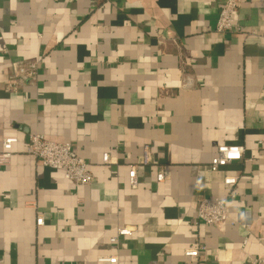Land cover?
Listing matches in <instances>:
<instances>
[{"label":"crops","instance_id":"crops-1","mask_svg":"<svg viewBox=\"0 0 264 264\" xmlns=\"http://www.w3.org/2000/svg\"><path fill=\"white\" fill-rule=\"evenodd\" d=\"M225 1L0 0V153L18 140L0 162V264L264 256V0H240L222 34ZM33 134L72 145L93 183L43 167L28 152ZM221 145L244 146L246 160L212 172ZM226 176L239 177L230 220L198 223L203 199L228 196ZM244 211L250 230L233 224ZM123 227L133 236L113 242Z\"/></svg>","mask_w":264,"mask_h":264},{"label":"built area","instance_id":"built-area-1","mask_svg":"<svg viewBox=\"0 0 264 264\" xmlns=\"http://www.w3.org/2000/svg\"><path fill=\"white\" fill-rule=\"evenodd\" d=\"M240 0H226L216 25L218 33H229L235 27V15L239 7ZM32 75V74H31ZM18 142L15 137H8L3 141V151L0 153V162L4 165L9 164L12 149ZM28 152L34 156L43 167H48L54 170L63 172L65 178L77 186H89L93 183L94 177L90 170V164L82 159L74 147L70 144L56 143L46 140L42 135L33 134L30 136ZM217 157L210 166L212 172H217L222 168L228 167L234 163L243 162L246 160V149L240 145H221L217 147ZM103 161L106 164L111 163V158L108 154L104 155ZM140 163L151 165L153 163L151 151L148 147L142 149ZM130 186L136 188L139 184L136 167H132L129 173ZM166 180V171L160 169L157 173L158 183ZM224 188L228 191V196L225 199L205 198L201 201L196 215L198 223H204L208 226H216L230 220V211L228 206L229 200L236 199L235 189L239 184V177L226 176L224 180ZM37 224L43 226L45 220L43 216L37 218ZM233 224H238L251 227V213L244 211L238 215ZM135 230L130 227H123L117 231V235L112 239L113 242H118L121 238L132 237ZM247 241L245 242V244ZM205 246L190 248L185 251V256L188 258H199ZM101 262L107 264H119L118 256L103 257ZM251 264H264V256L254 258Z\"/></svg>","mask_w":264,"mask_h":264}]
</instances>
